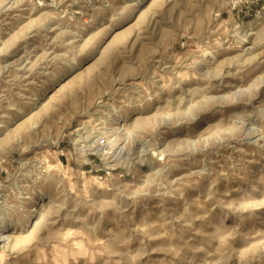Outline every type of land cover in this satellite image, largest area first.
<instances>
[{"label": "rangeland", "instance_id": "374dc122", "mask_svg": "<svg viewBox=\"0 0 264 264\" xmlns=\"http://www.w3.org/2000/svg\"><path fill=\"white\" fill-rule=\"evenodd\" d=\"M0 264H264V0H0Z\"/></svg>", "mask_w": 264, "mask_h": 264}]
</instances>
